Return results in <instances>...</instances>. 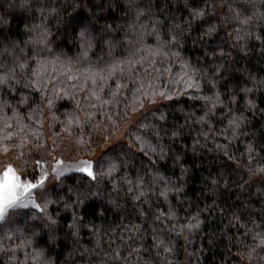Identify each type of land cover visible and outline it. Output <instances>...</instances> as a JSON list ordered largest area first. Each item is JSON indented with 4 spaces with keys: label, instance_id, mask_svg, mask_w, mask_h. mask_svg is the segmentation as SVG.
I'll return each instance as SVG.
<instances>
[{
    "label": "clouds",
    "instance_id": "9594fccd",
    "mask_svg": "<svg viewBox=\"0 0 264 264\" xmlns=\"http://www.w3.org/2000/svg\"><path fill=\"white\" fill-rule=\"evenodd\" d=\"M181 4L188 8L189 0H0V10L6 14L0 16V91L42 86L48 73L55 71L58 83L51 90L54 95L55 88L66 85L67 70L71 68L87 74L85 69L101 65L127 63L142 64L147 68L157 62L163 65L178 61L186 69L183 94L203 105V116L193 119L192 124L187 123V119H192L188 117L186 124L176 128L171 135L162 129L165 135L157 136L155 147L141 143L129 132L130 143L110 141L113 146L109 151L93 154V176H69L59 183L50 181L45 185L39 205L43 212L24 213L25 227L34 237L47 243L39 264H187V257L184 261L175 260V241L165 234L183 236L191 243L188 238L204 223L199 214L205 209L198 206L196 214L179 229L175 225L168 228L163 214L154 216L150 221L154 243L147 245L145 232L130 236L129 239L138 242V246L133 248L125 240L126 256L117 257L114 252L104 249L99 233H92L94 248L84 247L79 238L81 230L90 222L79 214L86 206L93 212L101 209V217L104 212L114 216L138 213L148 222L144 204L151 207V201L159 197L168 203L171 194L179 195L188 186L193 169L181 162L182 157L172 151V145L182 134L194 130V124L201 128L191 149L196 157L203 156L204 150L208 149L209 137L204 132V125L209 126L213 141L218 131L229 145L250 133L247 113L255 112V98L264 93V36L261 35L264 33V0H204L201 11L192 12L189 8L194 19L187 22H181L173 11ZM77 5L85 15L70 22L68 10H75ZM95 7L111 10L117 20L116 26L99 24L96 14L91 11ZM14 13L26 16L30 22L17 36L11 34L6 18ZM194 20L204 21L199 35H194ZM229 27L231 32L225 37L223 33ZM85 29L90 43L81 38ZM256 41H259V53L256 52ZM241 92L246 100L237 107ZM163 96L171 99V96ZM0 104L10 106L7 100ZM219 109L223 112L217 115ZM213 122H219L222 127L212 130ZM261 132H264V124L251 132L253 139L245 145V152L239 157H231L236 161L235 167L222 162L213 173L211 164L221 159L220 152L227 154L229 147L219 146V151L211 149L215 155L208 175L201 179L203 196L217 200L222 196L234 197L238 202L229 223L240 224L250 240L248 243L236 242L237 254L243 264H264V155H261L264 143L257 139ZM199 136L204 139L200 140ZM141 152L154 164L171 160L172 170L178 168L179 175L175 179L165 178L158 166L154 167L138 155ZM129 169L136 170L137 181L129 179ZM229 178H232L231 183ZM126 187L132 193L130 197ZM221 189L227 191L221 192ZM141 197L143 203L129 206L128 200L136 201ZM52 205H56L55 216L49 211ZM69 216L71 224L66 228L63 221ZM241 216L246 218L244 223H241ZM168 219L178 222L179 218L173 213ZM157 220L164 226L153 227ZM60 244L64 245L63 253H66L63 259L62 252L58 251ZM161 250H164L163 254ZM3 251L6 255L11 249L4 246ZM93 257L97 259L93 260Z\"/></svg>",
    "mask_w": 264,
    "mask_h": 264
},
{
    "label": "trees",
    "instance_id": "16d2710c",
    "mask_svg": "<svg viewBox=\"0 0 264 264\" xmlns=\"http://www.w3.org/2000/svg\"><path fill=\"white\" fill-rule=\"evenodd\" d=\"M203 7L204 0H189L188 8L181 4L173 11L181 22H187L194 19L189 8L192 12H199ZM91 11L96 14L99 24L116 26L117 20L111 10L95 7L91 8ZM5 15V12L0 10V16ZM84 15L77 5L75 10L72 8L68 10L67 19L74 22L76 18H82ZM6 18L13 36L21 33L30 23L26 16L18 13L7 15ZM202 24L203 20H194V35H199ZM230 32L229 27L223 35L227 37ZM261 35L264 36V33ZM256 45V52L259 53V41H256ZM192 58L195 59L194 56ZM44 70L46 68L42 69ZM67 71L69 74L66 85L55 88L54 95L51 90L53 85L58 83L55 71L48 73V78L44 80L42 86L4 88L0 91V101L7 100L10 105L4 107L0 104V182L9 173V169H12L18 173L21 184L36 185L32 190L30 205L25 208H10L5 218L0 220V264H39L44 258L47 243L42 242L40 237H34L25 227L24 213L29 215L39 213L33 204L40 205L41 190L50 181L55 184L69 176L83 175L71 172L54 180L53 178L57 177L53 167L55 160L68 163L88 157L98 148L103 138H111L134 116L136 121L123 143H130L129 132H132L136 140L155 147L157 136L165 135L162 129L166 130L167 135H171L176 128L186 124L188 117L192 119H187V123L192 124L193 119L204 114L202 102H193L183 94L186 69L182 68L178 61L163 65L157 62L148 65L147 68L142 64L127 63L111 64L107 67L101 65L85 69L87 74H82L78 68ZM161 92L171 96V99H164V96L160 95ZM245 100L241 92L237 97V107L244 104ZM255 102V112L247 113L250 133L231 145L218 131L216 140L213 141L209 126L204 125V132L209 137L208 149L204 150L203 156L196 157L191 149L196 143L197 133L201 130L200 125L194 124V130L180 136L178 142L172 145V151L182 157L181 162L186 167L193 169V175L188 186L179 195L173 193L169 196L168 203H165L163 197H159L158 200L151 201V207L144 204L148 222L138 213L114 216L110 212H104L101 217L102 210L99 208L95 212L87 206L81 209L79 213L81 217L90 221L79 234L83 246L95 247L92 233L96 232L101 237L100 243L104 249L114 252L117 257L126 256L128 246L125 245V240H128V245L133 248L138 246V242L129 239L130 236L135 237L140 232H145L147 245L154 243L150 229V221L154 216L163 214L168 228L175 225L179 229L196 214L198 206L199 209H205L199 214L204 223L188 238L191 243H187L183 236L165 234L175 241V260L184 261L187 257V264H243L237 254L236 242L243 240L248 243L250 240L245 236V229L240 224L229 223L230 215L238 202H235L234 197L230 199L222 196L217 200L215 197L203 196L201 179L209 173L210 162L215 155L210 151L213 148L219 151V146L229 147L227 154L220 152L221 159L211 164L213 173L222 162L235 167L236 161L231 157H239L244 153L245 145L252 142L251 132H256L260 125L264 124V93L259 94ZM222 112L223 109L217 110V115ZM220 127L222 125L219 122H213L211 125L212 130H218ZM199 139L203 140L204 136H199ZM257 139L264 143V132H261ZM164 143L167 144L168 140L165 139ZM111 147L101 153L109 151ZM138 155L154 167L158 166L165 178L175 179L179 175L178 168L172 170L171 160L154 164L144 152ZM261 155H264V150L261 151ZM127 176L133 182L139 179L135 169H129ZM42 178L45 182L41 186ZM231 180L232 178H229L230 183ZM235 190L233 188V191ZM224 191L227 190L221 189V192ZM126 192L129 197L132 195L127 191V187ZM143 199L141 197L136 201L128 200V204L129 206L132 203L140 204L143 203ZM49 211L55 216L56 205L50 206ZM13 213L16 215L13 216ZM173 213L179 218L178 222L168 219ZM245 219L241 216V223H244ZM63 222L67 228L71 224V217ZM156 225L164 226L160 225L158 220L153 227ZM4 246L11 249L6 255L3 251ZM63 249L64 245L60 244L58 251L62 252L61 259L66 255ZM163 251L161 250L162 254ZM37 253L43 255L37 256ZM96 259L97 257H93V260Z\"/></svg>",
    "mask_w": 264,
    "mask_h": 264
},
{
    "label": "snow or ice",
    "instance_id": "6c2138e0",
    "mask_svg": "<svg viewBox=\"0 0 264 264\" xmlns=\"http://www.w3.org/2000/svg\"><path fill=\"white\" fill-rule=\"evenodd\" d=\"M81 38L85 41H88L89 43L91 42V38L88 34V31L85 29V31H83L81 33ZM161 96L165 95L163 92L160 93ZM161 119H163V116H161ZM6 138H10L7 137ZM58 169L55 170L56 171V176L60 177L63 176L65 172H77V173H81L86 177H91L93 176V163L89 162L88 160H81L80 163L78 165H69V166H63V161H58ZM9 173H12V169H9ZM18 180V178L16 176H11L9 177L7 174L5 176V181L3 184V190L6 193L4 200L0 201V220H3L5 218L4 215V209L5 207H11L13 209L19 207V208H25L28 205L25 204L23 201H20L17 204V199H18V192L22 191L27 193L29 190L33 189L36 187V185L34 184H26V185H22L18 182H16ZM44 179L42 178L40 180V185H44ZM33 207L37 208V210L39 212H43V209L37 205V204H33ZM43 255L42 253H37V256H41Z\"/></svg>",
    "mask_w": 264,
    "mask_h": 264
},
{
    "label": "rangeland",
    "instance_id": "374dc122",
    "mask_svg": "<svg viewBox=\"0 0 264 264\" xmlns=\"http://www.w3.org/2000/svg\"><path fill=\"white\" fill-rule=\"evenodd\" d=\"M135 121H136V116L132 117L126 124H124L118 131H116L115 134L111 138H103V140L99 144L98 148L94 151V153H101V152L107 150L109 147L113 146V144L110 143V141H115V142L125 141L126 137H127V133ZM93 154L89 155L88 157H83V158L75 160V161L63 163V166L78 165L81 160H88L89 162H91L93 159ZM58 161H60V160H55L53 163L54 171L58 169V164H57ZM67 173H71V172H65L64 174H67ZM7 175L9 177H11L13 175L16 176L18 178V180L16 182H18L20 184L22 183L21 179H20V177L16 171H12V173H7ZM4 181H5V177L0 182V201H3L4 197L6 195V193L3 190ZM32 190L33 189L29 190L27 193L17 190V192H18L17 204L20 201H23L25 204L30 205L32 202V196H31ZM10 208L11 207H5L4 215L7 213V211Z\"/></svg>",
    "mask_w": 264,
    "mask_h": 264
}]
</instances>
